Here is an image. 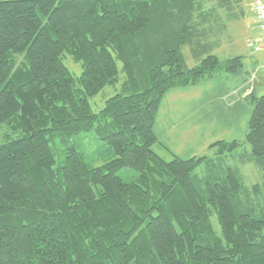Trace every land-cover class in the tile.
Masks as SVG:
<instances>
[{
	"label": "trees",
	"instance_id": "obj_1",
	"mask_svg": "<svg viewBox=\"0 0 264 264\" xmlns=\"http://www.w3.org/2000/svg\"><path fill=\"white\" fill-rule=\"evenodd\" d=\"M249 1L0 0V264H264V95L246 97L250 156L236 141L212 144V158L153 150L170 90L243 67L215 52ZM107 87L95 113L89 100ZM53 133H93L113 158L92 167L70 146L58 161ZM237 157L262 184L244 185L227 163Z\"/></svg>",
	"mask_w": 264,
	"mask_h": 264
},
{
	"label": "rangeland",
	"instance_id": "obj_2",
	"mask_svg": "<svg viewBox=\"0 0 264 264\" xmlns=\"http://www.w3.org/2000/svg\"><path fill=\"white\" fill-rule=\"evenodd\" d=\"M264 1V0H263ZM249 14L238 22L231 23L223 44L215 52L221 59L241 56L243 67L235 74H221L214 78L201 80L198 84L186 88L170 90L163 98L156 119V133L159 144L153 150L166 160L173 155L183 160L201 157H214L217 148L211 147L218 141L228 143L239 142V155L250 156L251 147L245 139L249 133V123L254 112L252 96L244 97L246 88L256 89V97L264 95V61L261 76L257 66L252 65L262 53H255L247 46V40L256 38L258 31ZM182 55L187 64L194 66L188 46L182 47ZM65 66L75 76H80L82 69L70 56L64 58ZM121 67V65H119ZM260 67V66H259ZM257 71V79L252 84H246L248 76ZM114 89L107 87L96 97L89 100L95 113L105 106L108 98L112 97ZM6 126L0 127V146L5 141ZM50 145L54 147L58 161L64 159L68 147L75 146L86 162L92 167L106 164L113 158V153L105 142L97 140L93 133H83L66 138L60 133L48 136ZM238 158V157H237ZM229 159L227 163L239 169L244 185L251 188L263 183L262 171L253 163H243L241 159ZM205 166L199 165L194 172L197 177L205 175ZM118 176L125 181H135L137 173L124 168ZM216 228L219 230L216 216ZM264 234V231H263Z\"/></svg>",
	"mask_w": 264,
	"mask_h": 264
},
{
	"label": "built area",
	"instance_id": "obj_3",
	"mask_svg": "<svg viewBox=\"0 0 264 264\" xmlns=\"http://www.w3.org/2000/svg\"><path fill=\"white\" fill-rule=\"evenodd\" d=\"M251 9L253 14V20L256 23L259 33V41H248L247 46L252 49L253 52L259 53L264 51V1L263 0H251ZM256 79V74L251 76V81Z\"/></svg>",
	"mask_w": 264,
	"mask_h": 264
},
{
	"label": "crops",
	"instance_id": "obj_4",
	"mask_svg": "<svg viewBox=\"0 0 264 264\" xmlns=\"http://www.w3.org/2000/svg\"><path fill=\"white\" fill-rule=\"evenodd\" d=\"M247 14H249L250 16H251V18H252V21L253 22H255L254 20H253V14H252V9H251V0L249 1V5H248V10H247ZM254 28L257 30V26H256V23H254ZM258 31V30H257ZM248 41H254V42H258L259 41V33H258V35H257V37L256 38H250V39H248L247 40V42ZM262 52H264V51H261V53ZM260 53V52H259ZM253 62H252V65H254V67L255 66H257V71L259 70V74L258 75H260L261 76V74H260V70H261V68L263 67L262 66V62L264 61V53H262V55H260V57L259 56H257V59L255 60H252ZM260 66V67H259ZM257 71L256 72H254L255 74H256V79H257ZM250 76V75H249ZM249 76H248V80H247V82H246V84L248 85V84H252L251 82H250V79H249ZM251 93H253L254 95H256L255 93H256V89L254 88L253 90H252V88H246V90H245V92H244V97L246 98L248 95H250ZM156 123H155V128H154V130L156 129ZM155 133H156V131H155ZM156 135H157V137H158V134L156 133ZM158 139H159V137H158Z\"/></svg>",
	"mask_w": 264,
	"mask_h": 264
}]
</instances>
